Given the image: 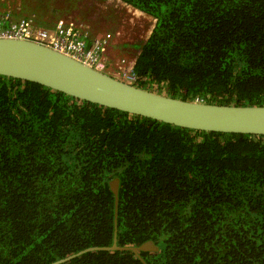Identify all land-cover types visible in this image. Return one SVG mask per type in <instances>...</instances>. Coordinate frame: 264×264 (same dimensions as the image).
<instances>
[{"label": "trees", "instance_id": "1", "mask_svg": "<svg viewBox=\"0 0 264 264\" xmlns=\"http://www.w3.org/2000/svg\"><path fill=\"white\" fill-rule=\"evenodd\" d=\"M49 1L10 10L14 23L52 30L73 6L46 13ZM119 1L157 20L131 44L133 85L264 106V0ZM115 232L122 248L153 241L147 264H264V136L181 128L0 75V264H53L112 246ZM62 264L144 263L93 250Z\"/></svg>", "mask_w": 264, "mask_h": 264}, {"label": "water", "instance_id": "2", "mask_svg": "<svg viewBox=\"0 0 264 264\" xmlns=\"http://www.w3.org/2000/svg\"><path fill=\"white\" fill-rule=\"evenodd\" d=\"M0 75L33 82L73 98L199 132L264 136V106H232L186 101L139 88L28 40L0 39ZM120 182L111 183L118 195ZM93 250L156 252L153 241L138 247L89 248L53 264H62Z\"/></svg>", "mask_w": 264, "mask_h": 264}, {"label": "built area", "instance_id": "3", "mask_svg": "<svg viewBox=\"0 0 264 264\" xmlns=\"http://www.w3.org/2000/svg\"><path fill=\"white\" fill-rule=\"evenodd\" d=\"M10 2L8 1L7 4L10 5ZM115 3L112 4V9L117 13L116 15L125 16L128 14L125 18L132 17L128 21H131L133 25L122 27L124 35H116L118 31L99 34L93 27L85 23L66 19L57 20L52 30L38 26L36 21L31 18L14 23L10 14L12 8L9 7L6 11L0 7V39L28 40L37 43L69 56L99 72L133 84L136 79L134 71L136 57L122 54L112 58L109 51L114 45H120L119 42L126 38L133 41V44L146 41L151 36L157 20L119 0ZM151 17L153 24L147 27L150 22L146 21H150ZM125 28L129 30L127 33L124 31ZM118 40L120 41L118 42Z\"/></svg>", "mask_w": 264, "mask_h": 264}, {"label": "rangeland", "instance_id": "4", "mask_svg": "<svg viewBox=\"0 0 264 264\" xmlns=\"http://www.w3.org/2000/svg\"><path fill=\"white\" fill-rule=\"evenodd\" d=\"M8 1L10 2L9 7L15 9H25L24 5H27V14L31 12L35 6H36V0H0V5L7 4ZM114 5L115 0H76L74 2V5H72V0H50L49 1V7L47 5H44V8L47 9L45 12H51L54 8H58L60 10L70 9V6H73L72 9H70V15L66 16L65 13H58V17L60 19H66V20H74L76 22H82L85 23L94 29L100 26H103L104 28H107L106 32L110 30L112 33L118 31L116 33L120 35H124L125 32H123L122 27L130 26L129 24L133 25L131 21H128L132 17L125 18L128 14L125 16L123 15H116L114 10H112L110 5ZM52 7V8H51ZM43 8V7H42ZM43 8V9H44ZM40 9V8H39ZM42 10V9H41ZM46 20L52 21V15L46 14L45 16ZM57 21L56 18H53V21ZM153 18H150V22L147 27L153 24ZM127 28L124 29L127 33ZM129 31V30H128ZM132 39V38H131ZM139 40V39H138ZM120 40H118L119 42ZM129 42V43H127ZM133 41L128 40L127 38L124 41H120L119 44L114 45L116 49L119 50L120 47L123 48L124 43L129 44V47H126L125 49L121 50L119 55H132L133 52H135V49L132 47L131 44ZM143 42V41H139ZM123 44V45H122ZM117 45L119 47H117ZM118 55V57H119Z\"/></svg>", "mask_w": 264, "mask_h": 264}, {"label": "crops", "instance_id": "5", "mask_svg": "<svg viewBox=\"0 0 264 264\" xmlns=\"http://www.w3.org/2000/svg\"><path fill=\"white\" fill-rule=\"evenodd\" d=\"M104 26V25H103ZM103 26H100L99 25V27H97V28H95V30L99 33V34H103V32H106V30H107V28H104ZM126 47H123V48H120L119 50L118 49H116L115 47H112V49H110V51H109V55L110 56H112V58H113V56L114 57H118V55H119V51H121V50H123V49H125Z\"/></svg>", "mask_w": 264, "mask_h": 264}, {"label": "clouds", "instance_id": "6", "mask_svg": "<svg viewBox=\"0 0 264 264\" xmlns=\"http://www.w3.org/2000/svg\"><path fill=\"white\" fill-rule=\"evenodd\" d=\"M117 0H115V2H116ZM111 6V8H112V5H110ZM113 10V9H112Z\"/></svg>", "mask_w": 264, "mask_h": 264}, {"label": "bare ground", "instance_id": "7", "mask_svg": "<svg viewBox=\"0 0 264 264\" xmlns=\"http://www.w3.org/2000/svg\"><path fill=\"white\" fill-rule=\"evenodd\" d=\"M135 81V80H134Z\"/></svg>", "mask_w": 264, "mask_h": 264}]
</instances>
